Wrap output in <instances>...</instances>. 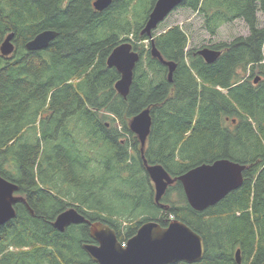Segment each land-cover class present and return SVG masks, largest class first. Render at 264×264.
<instances>
[{"label": "trees", "instance_id": "obj_1", "mask_svg": "<svg viewBox=\"0 0 264 264\" xmlns=\"http://www.w3.org/2000/svg\"><path fill=\"white\" fill-rule=\"evenodd\" d=\"M92 2L0 0V43L12 32L15 44L10 55L0 53V175L22 196L0 225V264H96L81 246L92 242L88 223L52 225L69 207L109 225L122 243L146 220L186 223L202 236L204 254L172 264H261L264 27L256 12L264 0H182L178 7L200 14L212 36L238 18L249 33L209 45L220 53L207 63L198 49L186 50L178 24L152 31L162 58L176 64L171 80L141 32L155 0H111L101 11ZM44 29L56 37L27 50ZM122 41L139 53L126 97L106 64ZM146 107L152 123L142 158L128 123ZM218 158L245 165L242 184L220 201L197 211L179 181L154 201L143 159L176 177Z\"/></svg>", "mask_w": 264, "mask_h": 264}, {"label": "water", "instance_id": "obj_2", "mask_svg": "<svg viewBox=\"0 0 264 264\" xmlns=\"http://www.w3.org/2000/svg\"><path fill=\"white\" fill-rule=\"evenodd\" d=\"M182 0H155L145 24L141 30L151 40L150 53L153 57L167 66V76L171 80L176 67L175 62L162 58L154 46L152 31L166 16L179 6ZM111 0H93V7L101 11ZM57 35L53 29H44L36 33L25 42L27 50H41ZM13 33H8L0 43V53L8 56L15 50ZM219 51L203 47L198 54L205 62H213ZM139 59V53L133 49L128 41L118 43L106 58V64L114 67L119 78L114 82L118 94L126 97L128 94L133 69ZM259 76L254 79L257 82ZM151 114L146 107L133 115L129 120V129L137 136L140 142V152L143 157L145 143L151 129ZM145 171L153 185L154 201L159 202L168 185L179 181L188 204L197 211H202L218 201L227 193L238 188L243 182L244 164L227 158H218L210 163L198 164L187 171L172 177L161 164H147L143 159ZM16 183L0 175V225L15 216L14 204L22 200L16 194ZM88 223L89 236L93 242L82 243V249L96 264H172L179 261L193 263L199 261L204 254V241L200 234L186 223L171 218L162 226L156 220L142 222L136 232L125 242H120L116 232L109 225L101 222H90L74 207H69L56 215L52 225L63 231L67 225ZM236 262H240V250L235 252ZM264 264V261L261 263Z\"/></svg>", "mask_w": 264, "mask_h": 264}, {"label": "rangeland", "instance_id": "obj_3", "mask_svg": "<svg viewBox=\"0 0 264 264\" xmlns=\"http://www.w3.org/2000/svg\"><path fill=\"white\" fill-rule=\"evenodd\" d=\"M256 15L257 25L259 27H264V12L258 10ZM175 24H178L188 36L186 50L191 48L200 49L203 47L211 48L209 45L213 43L220 41L229 42L237 36H245L249 33L246 22L243 19L238 18L222 24L218 28L217 33L212 36L203 27V18L200 14L182 7H177L172 10L166 18L157 25L153 32L158 33L162 29ZM120 187L125 188L120 185L118 186V190H121Z\"/></svg>", "mask_w": 264, "mask_h": 264}, {"label": "flooded vegetation", "instance_id": "obj_4", "mask_svg": "<svg viewBox=\"0 0 264 264\" xmlns=\"http://www.w3.org/2000/svg\"><path fill=\"white\" fill-rule=\"evenodd\" d=\"M151 182V181H150ZM93 242V241H92Z\"/></svg>", "mask_w": 264, "mask_h": 264}]
</instances>
